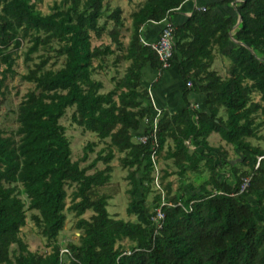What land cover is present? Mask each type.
Listing matches in <instances>:
<instances>
[{"label": "trees", "instance_id": "obj_1", "mask_svg": "<svg viewBox=\"0 0 264 264\" xmlns=\"http://www.w3.org/2000/svg\"><path fill=\"white\" fill-rule=\"evenodd\" d=\"M40 1L0 0V103L23 46L20 79L32 84L17 104L15 128L0 129V264H264V147L252 142L264 139V0L237 3V27L235 16L216 12V3L193 9L174 27L168 67L178 68L185 106L160 108L156 122L166 202L157 231L150 216L162 196L153 186L150 140L136 137L149 132L153 114L154 82L144 84L143 69L164 68L142 42L143 27L169 18L185 0H140L129 21L107 0H53L47 12ZM215 55L227 60L225 75L212 68ZM59 57L60 66H48ZM110 69L105 90L100 75ZM189 92L203 94L202 106L190 104ZM69 108L72 122L104 143L85 165L94 144L71 158L60 123ZM212 132L231 146L233 159L222 146H210ZM116 153L127 170V214L152 193L143 219L111 215V196L96 191L111 183ZM66 210L79 233L62 246L57 237ZM28 212L46 240L43 252L20 234ZM62 248L68 253L60 254Z\"/></svg>", "mask_w": 264, "mask_h": 264}, {"label": "rangeland", "instance_id": "obj_2", "mask_svg": "<svg viewBox=\"0 0 264 264\" xmlns=\"http://www.w3.org/2000/svg\"><path fill=\"white\" fill-rule=\"evenodd\" d=\"M53 0H41L38 2V8L42 12H47L49 5ZM111 6L120 5L123 9V15L126 21H129V13L136 8V5L140 2V0H107ZM128 31L124 30V41L126 42L128 39ZM108 39L105 38L104 41ZM23 49L24 46L19 50V57L16 59V64L14 66L16 70V74L12 78H7L5 81V86L2 87L1 90L6 91V99H4L0 103V129L11 130L16 126L15 121V110L19 100L21 99L24 92L32 86L31 83L22 81L20 79V74L26 71V64L23 61ZM52 54V53H50ZM34 60H37L34 58ZM224 61H227L225 58ZM62 58H52L49 61L48 66L56 68L61 65ZM30 64V63H29ZM121 65L120 68H122ZM112 73V69H110L109 73L101 74V78L104 82V89L107 90L111 87V82L109 81V76ZM1 97V96H0ZM72 108L66 110L65 114L60 118V123L65 127V133L70 140V148H71V158L78 159L83 152V147L88 143H93L92 151H88L87 158L85 161H82L80 164L85 165L90 162L96 155L97 151L104 146L102 141H99L96 135L90 131L84 130L82 127L78 126L71 120ZM259 134L264 135V125L260 127ZM209 144L212 147H218L219 145L223 147L225 153L230 160L233 159L234 153L229 144H226L225 141L221 140L217 133L212 132L208 136ZM252 142H258L261 146L264 147V139L256 141L252 140ZM119 153L115 154V157L111 160V164L113 165L112 176L109 185H105L102 187H98L96 191L98 193L104 192L108 193L111 197L108 199L107 210L113 216L123 219H143V216L149 212L150 206V196L146 198L144 203L142 204V208L138 207L133 208L132 214L128 215L126 212V207L129 202V196L126 190L129 188V184L126 179L127 170L122 168L119 165L118 157ZM98 167L102 166L101 163L97 164ZM176 184V182H175ZM68 194L71 191L70 187H67ZM134 198L139 200V196L137 193H134ZM67 204H69V199H67ZM254 212L260 219L263 217L261 211H258L257 208L253 207ZM90 211H87L83 216L88 217L90 215ZM66 221L62 230H60L57 240L61 243L62 246L67 241H76L78 237V230L75 228L74 224L76 221V217L72 212L65 211ZM30 212H28V220L26 225L21 230V236L27 242L29 248L31 250H36L38 252H43L47 250L46 240L39 234L38 229L34 226L33 222L29 218Z\"/></svg>", "mask_w": 264, "mask_h": 264}, {"label": "crops", "instance_id": "obj_3", "mask_svg": "<svg viewBox=\"0 0 264 264\" xmlns=\"http://www.w3.org/2000/svg\"><path fill=\"white\" fill-rule=\"evenodd\" d=\"M240 1L241 0H185L173 11L169 19L175 26L183 22L191 14L193 9L204 6V4L207 3H216V12L220 15L235 16L237 27L240 20L237 16L235 6ZM159 28V22L146 24L143 27V38L147 41L155 40L158 36ZM212 68L220 75L226 74V63L218 55H215ZM143 82L147 86L154 82V85L150 87V92L157 107L174 112L185 106V101L181 95L183 81L175 64L161 72L159 69H151L148 66L144 67ZM187 100L193 106H202L203 94L189 92L187 94Z\"/></svg>", "mask_w": 264, "mask_h": 264}, {"label": "built area", "instance_id": "obj_4", "mask_svg": "<svg viewBox=\"0 0 264 264\" xmlns=\"http://www.w3.org/2000/svg\"><path fill=\"white\" fill-rule=\"evenodd\" d=\"M204 9V6L197 7L195 9ZM160 28H159V33L158 36L155 40L153 41H147L144 38H142V42L145 44H149L151 48L156 52L157 57L161 63L162 68L166 69L169 66V58L172 55V47L174 44V35H173V30H174V24L171 22V20L166 17L162 19L160 22ZM191 81L188 80L186 82V86H190ZM149 96H150V102L151 106L153 108V114L151 119L149 120V123L151 124V129L147 134L141 133L137 135L136 139L139 142H146L150 140V148L152 149L151 154H150V159L153 163L154 166V178H153V186L160 192L162 196V201L160 206L156 207L154 212L150 216V220L152 224L155 227V231H157L161 225H162V220L164 218V212L161 209V205L165 204V200H163V190L160 186L159 180H158V166L156 163L155 159V151L157 148V141H156V122L157 118L159 116V113L161 109L156 106L154 103L153 97L151 95V92L149 91ZM196 107V105L194 106ZM248 181V177H245L242 182V190L246 186ZM129 253V251H127ZM68 253V250L66 248H62L60 250V254Z\"/></svg>", "mask_w": 264, "mask_h": 264}]
</instances>
